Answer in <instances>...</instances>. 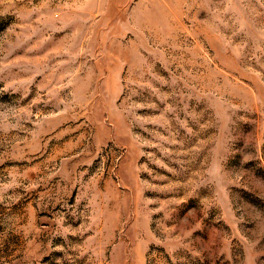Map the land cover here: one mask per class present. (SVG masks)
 <instances>
[{
    "label": "rangeland",
    "instance_id": "1",
    "mask_svg": "<svg viewBox=\"0 0 264 264\" xmlns=\"http://www.w3.org/2000/svg\"><path fill=\"white\" fill-rule=\"evenodd\" d=\"M0 264H264V0H0Z\"/></svg>",
    "mask_w": 264,
    "mask_h": 264
}]
</instances>
